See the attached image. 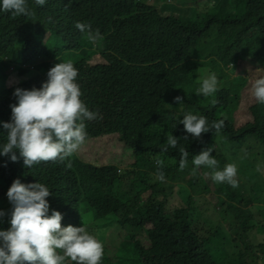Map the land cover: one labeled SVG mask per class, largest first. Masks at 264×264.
I'll use <instances>...</instances> for the list:
<instances>
[{
    "label": "trees",
    "instance_id": "trees-1",
    "mask_svg": "<svg viewBox=\"0 0 264 264\" xmlns=\"http://www.w3.org/2000/svg\"><path fill=\"white\" fill-rule=\"evenodd\" d=\"M181 2L182 7L176 8L166 0L159 7L148 0H45L43 6L26 0L33 16L14 18L0 11V70L7 67L10 72L19 64L20 75L28 70L39 72L9 87L0 86V122L10 121L16 88L39 89L51 67L71 62L78 70L76 83L82 102L90 111L115 114V133L135 157L132 167L122 170L121 166L93 164L74 155L31 168L24 167L18 152L16 162L0 156V198L5 200L0 210L10 212L12 208L6 193L15 179L24 184L40 182L52 193L46 199L52 210L62 214V227H80L83 214L92 212L89 229L105 240L100 264L122 262L113 258L107 247L117 242L113 236L116 230L123 235L113 252L121 254L130 239L134 255L127 257L129 264H262L264 241L258 235L264 234V223L256 212L264 207V176L257 171L258 165L264 170V105H252L253 122L238 129L228 113L234 118V106L248 80L240 78L248 75L241 64L252 57L264 69V0ZM197 4L201 11L191 17L199 9ZM77 22L98 29L102 39L90 43L86 33L75 27ZM54 44L59 45L50 51ZM39 57L43 61L36 64ZM97 57L104 62L91 63ZM232 66L239 76L229 73ZM204 67L207 74H216L218 91L198 98L197 70L203 74ZM183 89L188 94L179 93ZM168 92L173 93L166 96ZM177 96L183 98V104L174 102ZM171 101L179 106L176 119L169 113ZM187 113L206 117L209 126L222 120L224 126L219 132L213 129L194 139L178 123ZM85 131L86 139L105 134L103 129L88 126ZM170 134L180 138L179 146L189 153L183 172L179 170L178 149L162 151ZM220 134L224 141L219 142ZM225 141L231 148L252 145L263 155V162L256 159L240 166L235 177L240 184L235 188L226 182L210 188L198 171L207 175L212 170L201 166L193 174L192 158L208 148L213 157L230 158ZM6 142L7 133L0 125V148ZM219 145L220 150L216 149ZM222 150L224 154L219 153ZM157 158L164 161L161 170L167 181L163 183L154 179ZM223 168L220 165L217 170ZM173 183L179 185L183 204L168 210ZM205 183L208 203L202 193H191L204 189ZM144 192L149 193L139 202ZM201 200L203 205L194 206ZM208 209L211 214L204 215ZM201 217L208 229L200 227ZM9 218L6 215L4 223L0 219V230L9 229ZM117 223L130 235L116 228ZM139 229L148 238L147 247L137 240Z\"/></svg>",
    "mask_w": 264,
    "mask_h": 264
},
{
    "label": "clouds",
    "instance_id": "clouds-1",
    "mask_svg": "<svg viewBox=\"0 0 264 264\" xmlns=\"http://www.w3.org/2000/svg\"><path fill=\"white\" fill-rule=\"evenodd\" d=\"M35 4L43 6L45 0H35ZM0 11L10 13L14 18L34 15L26 0H0ZM75 27L86 33L90 43L102 39L99 30L93 31L90 24L77 22ZM77 76L78 70L71 62L56 63L48 70L47 80L39 89L14 90L12 95L16 103L10 104V121L0 122L7 133V142L0 148V156L16 162L18 152L24 167L31 168L41 162H62L80 149L87 137L85 122L97 120L100 116L98 112L90 111L80 99ZM216 91L218 79L215 73H210L196 89V94L207 97ZM250 94L258 104L264 105V77L252 82ZM174 102L183 104V98L177 96ZM178 123L194 139H200L202 133L213 129L219 132L224 126L222 120L213 121L209 126L206 117L191 113L185 114ZM179 139L168 135L162 151L178 149L181 154L179 170L182 171L188 166L189 153L185 147L179 146ZM211 152L212 149L208 148L193 156V174L197 168L207 167L212 170L213 182H226L237 187L236 164L229 163L217 170L218 160L210 155ZM163 164V160L156 159L154 179L160 182H166L161 170ZM260 170L258 165L257 171ZM51 194L50 189L40 182L24 184L20 179L12 182L6 193L12 208L10 212L0 210V219L6 215L10 217L9 229L0 230V264H66V261L100 264L103 245L84 226L62 227L59 211L53 210L49 215L46 198Z\"/></svg>",
    "mask_w": 264,
    "mask_h": 264
},
{
    "label": "rangeland",
    "instance_id": "rangeland-1",
    "mask_svg": "<svg viewBox=\"0 0 264 264\" xmlns=\"http://www.w3.org/2000/svg\"><path fill=\"white\" fill-rule=\"evenodd\" d=\"M163 1L164 0H148V2L150 4L155 5L157 7H159V5L162 4ZM166 1H167V3L173 4L176 8L182 7L181 0H166ZM196 7H198L199 9L196 10L197 9L196 8L191 17H195V14H198L201 11L200 10L201 7L198 4ZM212 34H213V30H212ZM58 45L59 44H54L50 48V51L55 49ZM42 61H43L42 57L35 59L36 64H39ZM97 62H104V60L101 57H97V58H93L91 61V63H97ZM245 63L246 64H241L240 67L246 69L248 72V75L243 74L240 76V78H247L248 77L246 86L242 90V94H241V97H239L237 105L234 106L233 111H236L234 114V118H233L232 114L228 113V116L230 115L229 121L233 123V125L236 129L244 126L247 123L253 122L254 118H253V115L251 112V107H252V105L254 106L257 102L253 99V97L250 94L251 84L255 79L261 77V75L263 73V69H261L262 68L261 64H259L257 62V60H255L254 58L247 57ZM2 64H3L2 60H0V65H2ZM259 67H261V68H259ZM19 71H20L19 64H16L15 69H13L10 72L8 71L7 67H4L3 70H0V77H4V78L0 79V86L9 87L11 85V83H19V82L26 80L30 77H33L34 75H37L39 73L35 70H28L24 75H20ZM203 72H204L203 74H202V72L200 74L197 70V80H199L197 88L200 86L202 80L210 74V73H208V74L206 73V67H204ZM229 73L233 74L234 76H239L238 74H236V67L235 66H232L231 70H229ZM172 93L173 92H168L166 94V96H168L169 94H172ZM179 93L188 94V91L186 89H183V90H180ZM197 96H198V98L200 97V95H197ZM171 104H172V109H171V112H169V113L172 114L171 115L172 118L176 119L179 116V111H178L179 106L173 102ZM165 105H169V100L165 101ZM94 112H98L100 118L97 120H94V121H86L85 122L86 126H89L92 128L103 129V130H105V134L99 138L86 139L85 143L73 155L77 158H80L86 162H90L93 164H99V165L113 164V165L121 166L122 170H126V169L132 167V163L135 160V157L132 153V149L130 147L126 146L120 140L119 135L115 133L116 124H117V118H116L115 114H113L109 110H96ZM224 117H225V115H224ZM224 140H225L224 136L220 134V141L219 142L224 141ZM225 143H226V146H227L226 149H227V152H228L230 158H227L226 156H222V155L218 156V155L214 154V158L216 160H218V167L220 165L225 167L226 164L235 163L237 166V169H239L240 166L244 167L248 164V162L252 163L256 159L257 160L262 159L261 163L263 162V155H261V153H259L256 150L257 148H254L252 145L244 143V144H242V145H244L242 147L231 148L233 145H230L226 141H225ZM216 149L220 150L221 149L220 145L217 146ZM219 153L224 154L225 151L222 150ZM261 166H263V165L261 164ZM260 169H261V167H260ZM184 170H182L181 172H183ZM260 171L262 172V174L264 176V170L261 169ZM198 173H199V175H201V177L206 182H208L210 188H213V186L216 185V183L213 182L211 177H210L211 171H208L207 175H205L203 172L201 174L200 171H198ZM182 178H183V174H182ZM189 178H190V176L186 177L187 184L191 183V179H189ZM236 180H237L238 185H239L240 179L236 178ZM165 181H167V180H165ZM180 183H181V181H180ZM205 188H206V183L204 184V189L203 188H196V190H194L191 193L193 194V196L197 192L202 193L204 195V197L206 198L204 203L205 202L208 203L209 202V193L205 192ZM169 190L172 191V193H171L172 195L169 196L167 199L166 208L168 210L173 208L174 206L177 207V206L183 204V194L179 193V185H177V183H173L172 188ZM148 193L149 192H144L140 196L139 202L144 201L145 197L148 195ZM202 200L200 202H194V206H196L197 204L203 205L204 203ZM0 203L4 204L5 200L0 198ZM49 211L51 213L53 210L49 207ZM210 214H211L210 209H208L204 212V215H210ZM256 216L261 218L263 223H264V207H263L261 212H258V211L256 212ZM102 219L104 220V218H102ZM213 219H216V218L213 217ZM93 220H94V216L92 215V212L91 211L86 212L82 216L81 226H84L86 228V230L89 232V234L95 236L97 234V232H95V231L91 232V230L89 229V225L92 223ZM1 221H2V223H4V217L1 219ZM110 224H111V220H110ZM212 224L216 225L217 221L213 220ZM199 225L202 229H208V227L205 224V221L202 217L200 219ZM116 226H117L116 228L122 229V230L126 231L127 234H129V231L127 229L122 228L119 225V223H117ZM198 230H200V228H198ZM98 234H99V232H98ZM122 235H123V233H121L119 230H116L114 232L113 236H114V238H117V242L113 246L110 245L107 247L109 249H111V251H109V254L113 258H119L122 260V262L120 264H129V262H127V257L129 255H131V256L134 255V249L132 248V243L130 242V239L127 241L126 249L121 250V254L116 255L113 252L116 249V247H118L120 244V243H118V241H120V242L122 241ZM258 237H259V239L264 241V234L258 235ZM96 239L104 246L105 240L103 241L97 235H96ZM137 240H139L141 245L144 247H147L149 245L148 238L146 237L145 233L143 231H141L140 229H139V231H137ZM135 264H138V263L136 262ZM262 264H264V261H262Z\"/></svg>",
    "mask_w": 264,
    "mask_h": 264
},
{
    "label": "crops",
    "instance_id": "crops-1",
    "mask_svg": "<svg viewBox=\"0 0 264 264\" xmlns=\"http://www.w3.org/2000/svg\"><path fill=\"white\" fill-rule=\"evenodd\" d=\"M261 77H264V70H263V73H262ZM234 114H235V113H234Z\"/></svg>",
    "mask_w": 264,
    "mask_h": 264
}]
</instances>
